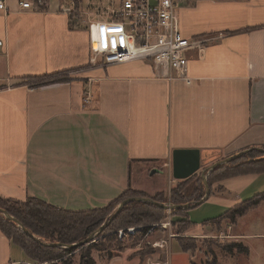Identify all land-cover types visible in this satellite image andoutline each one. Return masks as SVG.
<instances>
[{
	"label": "crops",
	"instance_id": "crops-1",
	"mask_svg": "<svg viewBox=\"0 0 264 264\" xmlns=\"http://www.w3.org/2000/svg\"><path fill=\"white\" fill-rule=\"evenodd\" d=\"M4 1L1 197L35 198L72 212L101 209L129 189L153 198L183 182L173 177L176 150L201 152L202 177L218 161L264 148V0H178L183 35L206 42L203 57L188 54L191 85L159 78L151 62L95 65L73 0ZM21 1L33 8L23 9ZM60 72L69 73L68 82L31 88L21 81ZM154 168L159 174L150 178ZM254 187L263 189L264 174L222 180L206 203L229 206L220 218L264 193L243 200ZM118 260L141 264L130 254L109 264ZM29 262L0 230V264ZM257 264H264V253Z\"/></svg>",
	"mask_w": 264,
	"mask_h": 264
},
{
	"label": "trees",
	"instance_id": "trees-1",
	"mask_svg": "<svg viewBox=\"0 0 264 264\" xmlns=\"http://www.w3.org/2000/svg\"><path fill=\"white\" fill-rule=\"evenodd\" d=\"M73 1L76 6H78L77 9H80L81 1ZM68 74V72H60L39 77H27L21 79V81L24 84L29 85L31 88H40L58 83H66L69 81ZM206 170H208V168ZM248 174H264V154L253 150L243 158L231 164L218 167L210 174L209 185L212 188L216 182ZM195 181L196 183H194ZM193 183L196 184L193 191L194 193H189L188 189ZM205 191L206 189L202 177H198L196 174L192 178L181 182L177 187L173 188L169 196L166 195V193H161L156 197L151 198L145 194L137 193L129 189L119 200L101 209L72 212L60 209L35 198H28L25 202H21L0 196V210L6 211L46 245H73L86 240L94 231H97L104 223L108 222L115 209L127 199L133 197H147L162 204L179 206L200 201L204 197ZM263 203L264 193L255 196L251 200L238 204L227 211L225 215L208 222L228 220L231 227H236L239 220L246 217V215L252 210L259 208ZM109 210L110 212L107 215ZM127 211H130L133 217H138L141 220H153L154 218L159 217V220H163L161 214L169 212L149 204L134 202L126 206L106 230L111 231L113 224L117 221L120 215ZM170 212L172 217L177 218V220L173 219L171 221L172 224L183 222L195 226L194 223L187 220L186 217H183L188 212ZM182 217L185 218V220L180 219ZM208 222H205L204 225ZM0 230L7 238L20 246L30 261L35 263H53L55 261H60L62 264H72L68 258L78 249H62L38 244L26 236L16 223L6 219L2 214H0ZM100 237H104V234L99 236V238ZM179 245L185 252L192 251V246L187 243V238H185V240H180ZM94 247V243L89 244L88 246L79 247L83 251L80 264H96L91 256V250ZM220 249L230 256L237 254L248 256L250 253L249 248L241 242L227 243L221 245ZM211 264H218L216 257H214Z\"/></svg>",
	"mask_w": 264,
	"mask_h": 264
},
{
	"label": "rangeland",
	"instance_id": "rangeland-1",
	"mask_svg": "<svg viewBox=\"0 0 264 264\" xmlns=\"http://www.w3.org/2000/svg\"><path fill=\"white\" fill-rule=\"evenodd\" d=\"M82 3L81 8H85L87 2L82 1ZM73 16L78 17V21L83 23L87 17L85 13L83 17H81L79 14H75V12H73ZM135 169L136 167H134V170ZM155 170L158 169L154 168L151 171L150 178L159 174H152ZM202 170H204V167H202ZM261 183L262 182H259V184ZM165 184L167 187L168 182H165ZM195 185L196 184H191L188 189L189 193H194ZM143 189H148L147 182L144 183ZM253 189L254 191H251L252 193L249 197L243 196V200L253 198L256 194L264 191V187L260 190H257L256 187ZM171 191L172 189L169 193H166V195L169 196ZM129 194L132 195L131 193ZM227 196V201H233L235 198L234 195L229 196L228 194ZM213 200L214 199L198 208L187 211L189 217L187 218L186 216V219L197 224V227H200L198 229L202 231H195V229H197L196 225L192 226L188 223L182 222L172 224L171 221L173 219L177 220V218L172 217L171 212L161 214L163 220H159L160 217L154 218L153 220H141L138 217H133L132 213L127 211L120 215L113 224L111 231L106 230V232L103 233L104 237L99 238L98 236L95 241L90 243H94L95 245L91 250V256L98 264H109L110 258H119L125 254H130L132 257L139 258L141 264H152L150 260L157 261L156 264H211L214 257L217 258L218 264H257L264 253V240L257 239L261 235H264V203L259 208L248 213L246 217L239 220L236 227H231L228 220L216 222L207 221L208 223L204 225L206 220L217 218L229 207L225 206L221 201L214 202ZM110 210L107 212V215ZM183 217L180 219L185 220ZM96 232L97 231H94L92 235ZM185 238H187V243L192 246V251L190 252L183 251L179 245L180 240H185ZM241 238H243V240ZM236 241H241L246 247L250 248L253 263H249L245 255L237 254L230 256L220 249L221 245ZM88 245L89 244L85 246ZM82 254L83 251L78 248L68 259L72 264H80ZM29 263L62 264L60 261H55L53 263H35L31 261ZM111 264L126 263L123 260H118Z\"/></svg>",
	"mask_w": 264,
	"mask_h": 264
},
{
	"label": "built area",
	"instance_id": "built-area-1",
	"mask_svg": "<svg viewBox=\"0 0 264 264\" xmlns=\"http://www.w3.org/2000/svg\"><path fill=\"white\" fill-rule=\"evenodd\" d=\"M20 6L33 8L31 1H21ZM72 8L75 14L87 16L84 24L90 32L95 65L151 62L159 78L192 84L188 54L196 51L203 57L206 42L183 35L178 0H89L80 9L72 1ZM6 9L0 0V10ZM87 96L89 100L91 94Z\"/></svg>",
	"mask_w": 264,
	"mask_h": 264
},
{
	"label": "water",
	"instance_id": "water-1",
	"mask_svg": "<svg viewBox=\"0 0 264 264\" xmlns=\"http://www.w3.org/2000/svg\"><path fill=\"white\" fill-rule=\"evenodd\" d=\"M257 151L262 154H264V149L262 148H254L247 151H243L238 153L237 155H234L232 157L223 159L221 161H218L214 165L210 166L208 170L205 172V174L202 176L203 183L205 185V195L204 197L194 203V204H186V205H169V204H162L159 203L151 198L147 197H133L130 199H127L123 201L115 211V213L111 216L108 222L104 223L97 232L87 238L85 241L73 244V245H64V244H54V245H46L44 244L39 238L34 236L29 230H27L25 227H23L15 218H13L11 215H9L6 211L0 210V214H2L6 219L16 223L22 230V232L28 236L30 239L34 240L38 244H44L46 246H52L55 248H62V249H74L79 247H84L87 244H90L91 242L95 241V239L102 235L106 229L109 228V226L114 222V220L117 218V216L123 211V209L128 206L131 203L138 202V203H145L152 206H155L157 208L166 210V211H190L197 207L202 206L205 204L211 195V187L209 185V176L218 167L231 164L244 156H246L251 151ZM172 169H173V177L177 181H186L190 178H192L194 175L198 174L202 170V161H201V152L198 150H176L173 152L172 156ZM159 173L158 170H155L152 172V174Z\"/></svg>",
	"mask_w": 264,
	"mask_h": 264
}]
</instances>
